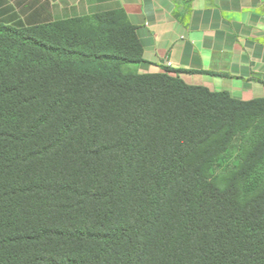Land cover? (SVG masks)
Returning a JSON list of instances; mask_svg holds the SVG:
<instances>
[{
    "label": "trees",
    "instance_id": "trees-1",
    "mask_svg": "<svg viewBox=\"0 0 264 264\" xmlns=\"http://www.w3.org/2000/svg\"><path fill=\"white\" fill-rule=\"evenodd\" d=\"M110 15L0 24V264H264V98L136 73Z\"/></svg>",
    "mask_w": 264,
    "mask_h": 264
},
{
    "label": "crops",
    "instance_id": "crops-1",
    "mask_svg": "<svg viewBox=\"0 0 264 264\" xmlns=\"http://www.w3.org/2000/svg\"><path fill=\"white\" fill-rule=\"evenodd\" d=\"M110 14L139 45L136 73L264 98V0H0V24L16 28Z\"/></svg>",
    "mask_w": 264,
    "mask_h": 264
},
{
    "label": "built area",
    "instance_id": "built-area-1",
    "mask_svg": "<svg viewBox=\"0 0 264 264\" xmlns=\"http://www.w3.org/2000/svg\"><path fill=\"white\" fill-rule=\"evenodd\" d=\"M168 65H170V63H168Z\"/></svg>",
    "mask_w": 264,
    "mask_h": 264
}]
</instances>
